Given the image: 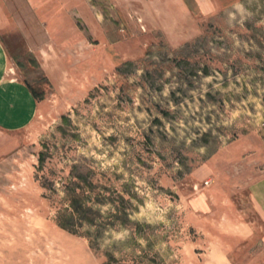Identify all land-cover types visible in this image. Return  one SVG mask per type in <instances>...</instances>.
Listing matches in <instances>:
<instances>
[{"label":"rangeland","instance_id":"obj_1","mask_svg":"<svg viewBox=\"0 0 264 264\" xmlns=\"http://www.w3.org/2000/svg\"><path fill=\"white\" fill-rule=\"evenodd\" d=\"M0 264H264V0H0Z\"/></svg>","mask_w":264,"mask_h":264},{"label":"trees","instance_id":"obj_2","mask_svg":"<svg viewBox=\"0 0 264 264\" xmlns=\"http://www.w3.org/2000/svg\"><path fill=\"white\" fill-rule=\"evenodd\" d=\"M71 200H72V202H73V211H74V213H77L78 211H79V208L77 209L76 207H75V204H77V200L74 198V197H72L71 198ZM74 219V215L73 214H71V215H69V216H67V215H64V218L62 219V226L64 227V228H66V229H68V230H70V231H72V232H76L75 230V227L76 226H74V224H69V220H73Z\"/></svg>","mask_w":264,"mask_h":264}]
</instances>
